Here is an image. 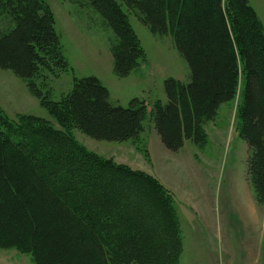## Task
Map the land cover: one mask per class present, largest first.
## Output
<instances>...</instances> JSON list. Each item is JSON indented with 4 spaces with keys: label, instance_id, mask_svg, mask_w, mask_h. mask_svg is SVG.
<instances>
[{
    "label": "trees",
    "instance_id": "1",
    "mask_svg": "<svg viewBox=\"0 0 264 264\" xmlns=\"http://www.w3.org/2000/svg\"><path fill=\"white\" fill-rule=\"evenodd\" d=\"M83 1L117 41L111 56L118 77L144 57L122 7L151 35L170 36L185 61L188 82L165 81L166 101L152 111L167 151L178 152L186 141L204 144L200 127L216 120L240 85L247 178L264 206V28L249 0ZM0 7L15 24L0 37V70L22 80L52 118L92 140L138 136L140 109L113 106L96 77L75 79L62 103L47 102L34 81L39 69L64 72L67 64L53 16L42 0H0ZM38 136L53 156L37 159L0 132V249L29 255L33 264H178L180 230L155 179Z\"/></svg>",
    "mask_w": 264,
    "mask_h": 264
},
{
    "label": "rangeland",
    "instance_id": "2",
    "mask_svg": "<svg viewBox=\"0 0 264 264\" xmlns=\"http://www.w3.org/2000/svg\"><path fill=\"white\" fill-rule=\"evenodd\" d=\"M42 1L53 16L67 62L64 72L39 69L34 81L46 101L62 103L75 79L93 76L108 90L113 106L140 109L141 131L123 143L92 140L52 118L22 80L0 70L1 134L26 145L37 159L54 155L38 136L43 133L105 163L151 176L164 190L178 223L182 243L178 264H253L247 251L258 255L255 264H264V206L256 203L248 183L249 151L239 137L240 85L216 120L200 127L204 144L186 141L178 152H169L154 131L152 111L155 104L166 101L165 81L188 82V67L172 38L151 35L122 7L144 57L128 76L118 77L111 56L117 41L91 6L83 0ZM249 4L264 28V0H249ZM14 26L0 7V37ZM0 264L33 262L14 249H0Z\"/></svg>",
    "mask_w": 264,
    "mask_h": 264
},
{
    "label": "crops",
    "instance_id": "3",
    "mask_svg": "<svg viewBox=\"0 0 264 264\" xmlns=\"http://www.w3.org/2000/svg\"><path fill=\"white\" fill-rule=\"evenodd\" d=\"M255 207L257 208V206H255ZM246 247H248L247 243H246ZM247 260H251V261H253V264H255L258 261V255H256V257H255L254 254H249V251H247Z\"/></svg>",
    "mask_w": 264,
    "mask_h": 264
}]
</instances>
